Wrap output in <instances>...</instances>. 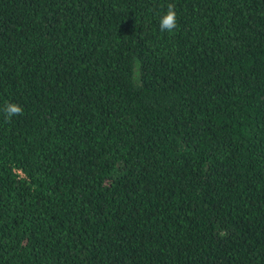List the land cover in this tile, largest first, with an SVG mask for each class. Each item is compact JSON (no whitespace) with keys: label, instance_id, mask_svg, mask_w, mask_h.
<instances>
[{"label":"trees","instance_id":"16d2710c","mask_svg":"<svg viewBox=\"0 0 264 264\" xmlns=\"http://www.w3.org/2000/svg\"><path fill=\"white\" fill-rule=\"evenodd\" d=\"M0 264H264V0H0Z\"/></svg>","mask_w":264,"mask_h":264},{"label":"clouds","instance_id":"9594fccd","mask_svg":"<svg viewBox=\"0 0 264 264\" xmlns=\"http://www.w3.org/2000/svg\"><path fill=\"white\" fill-rule=\"evenodd\" d=\"M177 27V13L175 11V5L169 3L167 5V12L163 15L159 21V28L161 32L167 31L171 33ZM4 114L8 120H11L13 116L22 115L24 109L21 105L9 102L4 107Z\"/></svg>","mask_w":264,"mask_h":264}]
</instances>
